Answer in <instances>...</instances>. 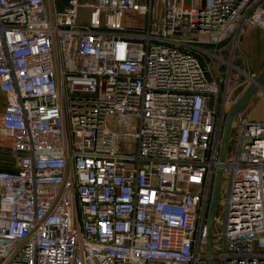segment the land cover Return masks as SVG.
<instances>
[{
	"label": "built area",
	"instance_id": "1",
	"mask_svg": "<svg viewBox=\"0 0 264 264\" xmlns=\"http://www.w3.org/2000/svg\"><path fill=\"white\" fill-rule=\"evenodd\" d=\"M83 1L88 24L81 0H0V264H264V121L240 112L220 161L232 69L218 109L221 66L258 77L234 27L264 29V0Z\"/></svg>",
	"mask_w": 264,
	"mask_h": 264
},
{
	"label": "crops",
	"instance_id": "2",
	"mask_svg": "<svg viewBox=\"0 0 264 264\" xmlns=\"http://www.w3.org/2000/svg\"><path fill=\"white\" fill-rule=\"evenodd\" d=\"M50 1V0H49ZM60 5L63 7L64 3ZM239 31V37L236 46L235 64L247 73L255 72L260 75L264 71V29L249 25L248 23H237L234 27V33ZM237 85L234 88L232 98L237 101L240 96L250 86L246 79H241L240 75L236 79ZM6 104L5 94L0 89V149L11 142L1 126V115ZM250 121H264V84L255 95L249 100L244 109L241 111ZM8 156L0 152V169H16V166L8 163ZM146 264H155L149 262ZM165 264H177L168 262Z\"/></svg>",
	"mask_w": 264,
	"mask_h": 264
},
{
	"label": "rangeland",
	"instance_id": "3",
	"mask_svg": "<svg viewBox=\"0 0 264 264\" xmlns=\"http://www.w3.org/2000/svg\"><path fill=\"white\" fill-rule=\"evenodd\" d=\"M192 1H193L192 4H194V5H198V3H199L198 0H192ZM189 2H190L189 0H186L187 4H189ZM59 5H60V2H59ZM164 7H165V0H154V9H155L154 10L155 11L154 15L155 16L161 15L163 10H164ZM90 13H91V9L89 7H87V6H85L84 5V1L81 0V5H80L79 10H78L79 22L82 23V24H88L89 18H90ZM146 21H147V16L139 14L137 11L127 13L124 16V18H123L124 24L131 30L142 29L145 26ZM228 40L226 41V44H227V47H228V51L224 53V58L226 60H228V62H231V59H232L231 58V51H232V48L234 47V43H233L234 40H231V39H230V41H228ZM209 48L211 50H214L213 46H211ZM233 63L235 64V62H233ZM217 64H218V61L216 60L215 65H217ZM230 69H232V73L230 75V81H229V90H230V95L231 96H233L234 88L237 85V80L236 79L239 77V72L236 71L235 67H233L230 63L224 64L223 66H221V71L224 73L223 78L224 79L226 78V80H223V82H222L223 90H222V94H220L219 100H218V106H219L218 109H219V111L221 110V107H222L224 90H225V86H226V81H227L228 75L230 74ZM237 115L234 118L233 128L238 123ZM233 140H234V137H233V133H232V135L230 136V142H229V145H228L229 152L232 149L233 142H234ZM121 144H122V146L125 149H131L132 146H133V143L130 142L129 140H123L121 142ZM7 156L8 157L6 159H7L8 163H10V165H15V158L13 156H11V155H7ZM225 187H226V177H224L222 179V183H221V187H220L221 193L219 195V199H221V196H222V193L225 190ZM219 228L220 227L218 225L215 226V231H217V229H219ZM215 242H216V237H214V244H215Z\"/></svg>",
	"mask_w": 264,
	"mask_h": 264
},
{
	"label": "water",
	"instance_id": "4",
	"mask_svg": "<svg viewBox=\"0 0 264 264\" xmlns=\"http://www.w3.org/2000/svg\"><path fill=\"white\" fill-rule=\"evenodd\" d=\"M263 84H264V71L260 75H258L255 81L246 89V91L240 96V98L235 102L233 107L226 114L223 136H222V145H221V155H220L221 162H224L226 159L230 133L235 116L244 109L246 104L255 95V93L263 87ZM222 173H223V169L220 167L217 170L215 176V183H214L210 210H209V217H208V229H209L208 252L209 253L212 252V233L214 227V217L217 211V206L219 201L220 187L222 183ZM207 264H213V260L209 258Z\"/></svg>",
	"mask_w": 264,
	"mask_h": 264
},
{
	"label": "trees",
	"instance_id": "5",
	"mask_svg": "<svg viewBox=\"0 0 264 264\" xmlns=\"http://www.w3.org/2000/svg\"><path fill=\"white\" fill-rule=\"evenodd\" d=\"M63 0H59V2L61 3ZM61 6V5H60ZM62 7V6H61ZM15 166V165H14ZM0 170H15V169H12V168H8V169H0Z\"/></svg>",
	"mask_w": 264,
	"mask_h": 264
}]
</instances>
